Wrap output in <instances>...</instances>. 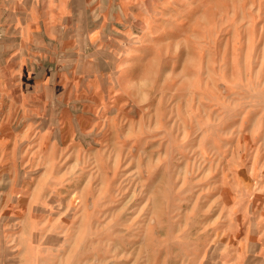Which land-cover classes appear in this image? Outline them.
I'll list each match as a JSON object with an SVG mask.
<instances>
[{
  "label": "rangeland",
  "instance_id": "rangeland-1",
  "mask_svg": "<svg viewBox=\"0 0 264 264\" xmlns=\"http://www.w3.org/2000/svg\"><path fill=\"white\" fill-rule=\"evenodd\" d=\"M144 1L92 90L0 75V264H264V0Z\"/></svg>",
  "mask_w": 264,
  "mask_h": 264
},
{
  "label": "crops",
  "instance_id": "crops-1",
  "mask_svg": "<svg viewBox=\"0 0 264 264\" xmlns=\"http://www.w3.org/2000/svg\"><path fill=\"white\" fill-rule=\"evenodd\" d=\"M23 1L28 5L19 18ZM143 2L0 0V75L13 69L16 75L43 76L32 91L53 90L60 97L63 91H77L86 77L92 90L97 77L111 73L128 43V37L116 33L122 18Z\"/></svg>",
  "mask_w": 264,
  "mask_h": 264
}]
</instances>
